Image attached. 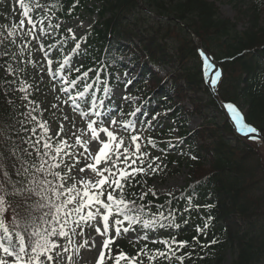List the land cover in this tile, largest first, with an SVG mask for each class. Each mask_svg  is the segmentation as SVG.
<instances>
[{"label": "snow or ice", "instance_id": "6c2138e0", "mask_svg": "<svg viewBox=\"0 0 264 264\" xmlns=\"http://www.w3.org/2000/svg\"><path fill=\"white\" fill-rule=\"evenodd\" d=\"M65 2L15 0L19 20L0 24V99L9 110V119L0 123V264H74V256L85 248L98 249L96 264H185L193 260L197 246L204 250L218 243L200 239L207 237L213 217L195 226L191 242L177 239L174 232L163 238L149 235L181 227L171 206L176 199L172 192L165 193V203L154 205L155 211L153 200L147 199L160 195L144 179L164 170L162 156L148 150L157 147V140L145 135L150 128H137V121L105 111V99L96 93L107 97L111 90L99 70L77 66L87 36L78 37L71 27L62 31L58 13ZM198 55L205 81L217 88L222 70H214L206 50ZM29 69L35 70L31 77ZM45 75L56 94L51 108L69 107L82 126L62 114L53 130L44 119L46 109L35 97ZM17 101L23 111L16 112ZM223 108L236 132L264 142V130L247 123L235 103L225 102ZM201 207L214 205L194 204L189 196L183 211ZM181 222L186 225L188 219ZM130 232L135 237L129 239L144 241L134 254L117 244Z\"/></svg>", "mask_w": 264, "mask_h": 264}, {"label": "trees", "instance_id": "16d2710c", "mask_svg": "<svg viewBox=\"0 0 264 264\" xmlns=\"http://www.w3.org/2000/svg\"><path fill=\"white\" fill-rule=\"evenodd\" d=\"M74 2L66 0L58 16L63 20L90 18L91 28L84 34L86 50L76 57L77 66L82 63L84 70L89 67L99 70L101 81L112 83L117 74L123 76L124 83L131 81L133 92L158 103L165 113L168 127L159 137L170 135L175 128L184 146L176 151L183 160H188L189 184L173 194L176 199L171 205L177 210L181 227L155 233L163 238L174 232L177 239L191 242L196 235L195 226L211 215L208 235L200 239L207 242L215 238L218 243L204 250L197 246L195 264H223L227 252L233 254L230 264H264V148L243 143L232 135L203 85L190 35L177 23L182 22L220 64L223 76L217 90L219 99L235 103L246 115L247 123L264 130V27L260 24L264 0L237 3L246 4L235 7L242 11V29L223 18L213 2L205 0H141L146 11L138 7L136 0H79L69 14L67 10ZM12 9L9 18L6 5L0 2V24L19 20L18 5L14 3ZM148 12L170 20L153 19ZM187 61L190 68L186 67ZM171 67L175 69L160 77L159 70ZM176 72L179 74L174 77ZM34 74L35 70L29 69V76ZM90 75L94 77V73ZM41 90L42 87L35 97L40 103ZM96 94L104 95L102 91ZM185 102L192 109H186ZM19 111L23 109L17 101L16 112ZM208 111L220 115L221 120L213 123L211 129L187 131V117L195 113L205 116ZM7 119L9 110L0 99V123ZM165 151L171 162L176 152ZM192 156L197 159L193 160ZM146 180L149 185L151 177ZM158 192V200L147 198L153 200V211L155 204L168 199L165 192ZM189 196L194 204L214 207L186 213L183 209ZM182 218L188 219V224H183ZM117 244L134 254L143 243L130 244L122 239ZM193 260H186L185 264H193Z\"/></svg>", "mask_w": 264, "mask_h": 264}, {"label": "rangeland", "instance_id": "374dc122", "mask_svg": "<svg viewBox=\"0 0 264 264\" xmlns=\"http://www.w3.org/2000/svg\"><path fill=\"white\" fill-rule=\"evenodd\" d=\"M207 2H213L215 6L218 8V11L220 15L229 20L232 23H237L238 28L242 29L243 20H242V11H238L235 9V7L244 6L246 4H237L238 2H243L247 0H205ZM4 5H6V12L7 14L11 13L12 5L15 3V0H0ZM237 4V5H236ZM248 4V3H247ZM10 9V11L8 10ZM242 10L246 9L245 7H241ZM8 17H11V14L8 15ZM94 18V17H93ZM63 24L62 31H65L68 27H71L74 31L77 32L78 37L80 35H83L84 32L90 27V18L86 19H80L76 18L75 20L71 21H61ZM260 24L262 27H264V13L262 14ZM186 67L190 68L189 66L191 63L189 61L185 62ZM174 67H171L170 70L168 69H161L159 71L160 77L167 76L168 72L174 70ZM178 72L174 74V77L178 76ZM46 75L44 77V85L41 90V100L43 102V108L46 109L44 113V119L49 121L50 127L53 130H56L58 127V124L60 122V118L62 114H67L70 117L74 118L78 124V126L83 125V121L80 120L77 114L73 113L71 109L67 106H64L62 110L52 109L51 104L56 103L55 100V93L50 91L51 84L49 82V79H46ZM42 84V85H43ZM112 97L114 102H117L119 107H125L131 108L136 105L135 98L130 94V92H126L125 89H119L118 86H114ZM125 97H132L134 99L127 100ZM216 117L208 121L207 118L201 117L200 115H194L193 117H190L188 119L187 128L188 130H193L197 127H199L202 124L211 125L213 122L220 121V116L217 114ZM164 117V113H159L158 119ZM121 118V117H120ZM124 119V118H121ZM126 119V118H125ZM124 119V120H125ZM158 123L155 122L154 119L151 118L149 115L143 123L139 126V128H155ZM149 132L146 131L145 135ZM177 140V132L172 130V135H167L166 138L163 141H175ZM167 142H164L167 144ZM151 151L153 156L161 155L163 164H164V170L160 172L159 174L152 175L149 177H152L151 183L149 187L154 186L157 191H163V192H172L176 193L178 192L182 187H184L188 182V168H187V162L186 160H182L180 157H175L172 163H168L166 160V156L158 149H148ZM143 182V181H142ZM88 232L91 235H94V233H91V230L89 229ZM127 237H135V233L130 232L127 234ZM134 240V239H129ZM98 256V249L93 248L91 250L85 248L82 249L79 253V255L74 256V264H96V259ZM233 258V254L230 252H227L225 262L223 264H230Z\"/></svg>", "mask_w": 264, "mask_h": 264}, {"label": "water", "instance_id": "95a60500", "mask_svg": "<svg viewBox=\"0 0 264 264\" xmlns=\"http://www.w3.org/2000/svg\"><path fill=\"white\" fill-rule=\"evenodd\" d=\"M137 2H138V4H139L140 7H141V0H137ZM192 38H193V40H194V42H195L197 48H198L199 50H201V47H200V45H199L198 40L195 39L193 36H192ZM210 91H211V93H212L213 98L217 101V103L219 104V106L222 108L223 106H222V104L219 102V100H218L216 94H215L214 92H212V90H210ZM261 143L264 145V142H261Z\"/></svg>", "mask_w": 264, "mask_h": 264}, {"label": "bare ground", "instance_id": "6f19581e", "mask_svg": "<svg viewBox=\"0 0 264 264\" xmlns=\"http://www.w3.org/2000/svg\"><path fill=\"white\" fill-rule=\"evenodd\" d=\"M216 65V64H215ZM214 70H219V68L217 67V65H216V69H214ZM213 70V71H214ZM209 85V84H208ZM210 86V85H209ZM226 111V110H225ZM227 113V112H226ZM228 114V113H227ZM229 115V114H228ZM230 116V115H229ZM236 132V131H235ZM237 134H239L238 132H236Z\"/></svg>", "mask_w": 264, "mask_h": 264}]
</instances>
